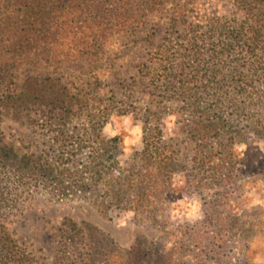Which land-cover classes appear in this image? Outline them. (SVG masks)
Wrapping results in <instances>:
<instances>
[{
  "label": "rangeland",
  "instance_id": "374dc122",
  "mask_svg": "<svg viewBox=\"0 0 264 264\" xmlns=\"http://www.w3.org/2000/svg\"><path fill=\"white\" fill-rule=\"evenodd\" d=\"M149 1L123 27L109 31L106 20L84 25L77 36L83 31L96 41L87 45L83 58L73 54V36L57 38L52 50L40 42L15 65L14 77L0 85L1 97L18 90L29 76L49 77L71 93L79 90L86 101L67 116L43 106L18 119L0 115V143L18 158L32 156L40 165L66 169L87 181L91 172L84 166L91 143L85 133L107 114L102 131L120 137L123 151L115 166L103 164L102 176L111 171L105 179L64 196L52 193L32 172L0 166V229L10 249L7 253L0 243V264H104L95 255L97 243L90 240L88 226L114 248L113 264L135 246L165 249L169 264H264V53L261 45L250 54L236 44L220 52L230 31L246 28L264 3ZM190 46L199 56H186L182 81L189 83L192 98L175 93L177 74L156 78L148 68L157 63L154 54L164 52L159 59L178 63ZM195 66L200 72L194 80ZM213 84L218 89L210 90ZM193 99L191 112L187 105ZM199 116L219 119L224 131L238 133L239 140L229 147L223 134V141H211L206 148L214 159L199 161L188 127ZM144 121L178 151L176 170L159 198L148 199V215L140 217L128 204L112 205L103 214L97 203H110L108 183L125 175L132 154L140 151ZM221 146L231 150L232 158H223ZM193 194L200 206L189 218L184 198Z\"/></svg>",
  "mask_w": 264,
  "mask_h": 264
},
{
  "label": "trees",
  "instance_id": "16d2710c",
  "mask_svg": "<svg viewBox=\"0 0 264 264\" xmlns=\"http://www.w3.org/2000/svg\"><path fill=\"white\" fill-rule=\"evenodd\" d=\"M262 3H264L261 0ZM105 4L109 7L102 9ZM149 0H5L0 5V85L4 80H11L14 77V71L18 70L15 65L21 60L27 59L31 54L33 46L40 42L45 43L47 47L53 49L56 39H65L73 36L76 43L75 58H83L89 53L87 45L96 40L95 35H87L82 31L81 36L77 32L84 28V25L90 27L91 21L93 26H99L106 20L111 31L117 27H123L128 22H133L138 12L144 7H149ZM258 15L252 17L250 24L245 28L240 27L230 31L228 42L221 44L220 52H227L234 44L246 48L245 51L253 54L261 45L264 53V6L258 8ZM104 12V13H103ZM214 28V25L210 26ZM76 36V37H75ZM191 45V44H189ZM83 48H80V47ZM75 47V46H74ZM188 55L181 53L178 63H173L164 57V52L156 53L157 63H150L148 68L154 72L153 76L160 78L175 73L180 77L179 85L176 86V94L194 96L189 83L182 81L185 73L186 56L197 57L199 52L193 46L187 48ZM186 50V49H185ZM48 51V49H47ZM197 52V53H196ZM51 54V51L48 52ZM4 55H8L4 57ZM55 56V55H54ZM6 60L2 62V60ZM8 60H11L9 63ZM151 62V61H150ZM13 67V68H12ZM195 66L192 69V77L198 78L200 68ZM152 76V78H153ZM168 86L170 83L165 81ZM175 86V84H173ZM218 89L216 84L210 87V90ZM167 89V88H166ZM196 95V92H195ZM84 96L76 89V93L59 83L54 78L40 79L37 77H27L18 90L11 91L0 97V115L10 116L12 119H18L32 107H47L52 110H59L60 114L67 116L73 112L76 107L80 109ZM191 112L196 109V103L187 105ZM107 115H102L98 121V127H93L90 132H86L88 141L91 143L88 165L84 166L85 170L89 169L91 176L87 181L83 177L74 178L73 174L66 169L59 171L54 170L51 166L40 165L32 156H23L18 158L13 149L3 146L0 143V166H15L17 169L25 172H32L35 177L40 178L44 186L57 196L67 195L74 190H87L91 188V183L103 180L111 173L108 169L103 173L105 162L109 165H116V157L122 154L121 139L118 136H108L102 131V123L107 121ZM191 132L192 143L195 144L194 155L199 161H210L214 159L215 153L212 149L207 150L208 143L223 141V134L226 136L229 147L239 140V134H229L224 131L225 128L217 118H202L199 116L188 125ZM78 136V135H77ZM141 149L131 156V163L126 169V174L122 175L117 181L108 183L107 195L110 203L99 201L98 210L105 214L107 209L116 205L128 204L135 210L140 217L148 215L145 211V204L148 199L159 198L162 190L171 174L176 170L175 157L178 151L171 149V145L161 141L160 133L150 127L147 121L142 125ZM212 147V146H211ZM222 149L221 155L224 159L232 158L231 150L226 146L219 147ZM228 148V149H227ZM90 165V166H89ZM213 171V170H212ZM99 182V181H98ZM96 229L87 227V234L97 243L95 255L101 256L104 264H113L112 258L114 248L110 247L107 240L98 239ZM96 239V240H95ZM0 243L6 252L8 249V239L5 238L3 231L0 229ZM116 252V251H115ZM100 259V258H99ZM169 256L165 249H158L149 246L142 249L139 246L131 248L125 252L124 259L117 264H169Z\"/></svg>",
  "mask_w": 264,
  "mask_h": 264
},
{
  "label": "clouds",
  "instance_id": "9594fccd",
  "mask_svg": "<svg viewBox=\"0 0 264 264\" xmlns=\"http://www.w3.org/2000/svg\"><path fill=\"white\" fill-rule=\"evenodd\" d=\"M243 147V146H241ZM184 204L190 209L188 215L189 218H194L196 216V214L199 211V206H200V202H199V197L196 194H193V196L190 198L185 197L184 198ZM133 215L132 212H128L127 216L131 217Z\"/></svg>",
  "mask_w": 264,
  "mask_h": 264
}]
</instances>
